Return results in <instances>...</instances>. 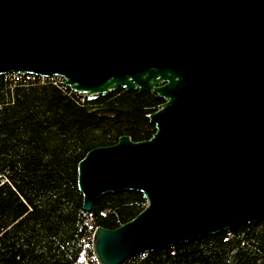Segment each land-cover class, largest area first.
<instances>
[{"label": "water", "instance_id": "obj_1", "mask_svg": "<svg viewBox=\"0 0 264 264\" xmlns=\"http://www.w3.org/2000/svg\"><path fill=\"white\" fill-rule=\"evenodd\" d=\"M5 74L164 100L150 139L121 136L77 165L83 212L122 191L146 201L94 230L96 264L264 221V0H0Z\"/></svg>", "mask_w": 264, "mask_h": 264}, {"label": "trees", "instance_id": "obj_2", "mask_svg": "<svg viewBox=\"0 0 264 264\" xmlns=\"http://www.w3.org/2000/svg\"><path fill=\"white\" fill-rule=\"evenodd\" d=\"M164 100L122 88L87 98L53 77L0 75V264H96L94 230H114L146 206L122 191L82 211L77 165L121 136L139 142L155 127L148 116ZM124 264H264V221L127 260Z\"/></svg>", "mask_w": 264, "mask_h": 264}, {"label": "built area", "instance_id": "obj_3", "mask_svg": "<svg viewBox=\"0 0 264 264\" xmlns=\"http://www.w3.org/2000/svg\"><path fill=\"white\" fill-rule=\"evenodd\" d=\"M5 76L11 77V80H13L14 83H18L20 81V79L32 80L35 77L38 78L40 82H44L45 80L53 79V77H54V78H56L58 80H61L62 81V85H63V79L58 77V76L43 77V76H37V75H33V74H5ZM6 182H7L6 179L0 175V185L4 184ZM92 258H93V255H92Z\"/></svg>", "mask_w": 264, "mask_h": 264}]
</instances>
